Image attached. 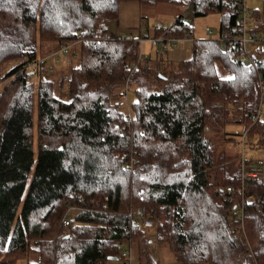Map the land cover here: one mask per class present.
<instances>
[{
	"label": "trees",
	"instance_id": "16d2710c",
	"mask_svg": "<svg viewBox=\"0 0 264 264\" xmlns=\"http://www.w3.org/2000/svg\"><path fill=\"white\" fill-rule=\"evenodd\" d=\"M123 1L131 0H0V78L7 81L0 91V264H114L109 257L130 242L137 264H160L150 233L130 223L129 212L150 218L154 242L166 243L181 264H264V170L240 188L238 152L219 147L228 125L247 126L264 147V119L251 117L264 52L257 69L247 68L237 43L192 39L190 56L167 73L144 57L131 73L136 97L128 119L112 97L123 95L139 41L108 30ZM238 6L195 0L192 16L218 13V31L234 33ZM252 13L264 28V0ZM166 28L154 36L193 35L189 21ZM76 41V64L57 83L39 66L34 89L25 66L41 46L52 43L53 51ZM130 155L136 162L128 170ZM72 193L83 195L85 209L63 230ZM240 194L243 245L230 219Z\"/></svg>",
	"mask_w": 264,
	"mask_h": 264
},
{
	"label": "rangeland",
	"instance_id": "374dc122",
	"mask_svg": "<svg viewBox=\"0 0 264 264\" xmlns=\"http://www.w3.org/2000/svg\"><path fill=\"white\" fill-rule=\"evenodd\" d=\"M131 1H134V0H131ZM123 2H125V1H123ZM246 4H247L248 8H250L251 12H252V10H257V9L261 8V0H246ZM179 11H180L179 5L177 6L174 3L173 4L161 3V4H154V5H150V4L141 5V15L146 17L148 19V22H150V26H149L150 29H152L153 25H155L156 23H159L162 26V24L160 22H163V18L166 16H169V17L164 18V22H165V20H169L171 18L174 20L175 16L179 14ZM257 18L261 20L260 17H257ZM187 21L191 22L192 26H193V35L189 40L179 41L175 45H170L167 43V44H165V46H163L165 48H163L158 43L156 44V43L151 42L148 39H143V40H141V42H139L138 57H137L136 61H134L133 63L130 64V66L131 65L137 66V63L139 61H142L144 59V57H147L148 60H151L149 62L150 65H154V64L158 63V65H159L158 70L167 73L168 71L174 70L176 68V63L179 60L173 61L170 58H168L163 52L164 49H166L169 52L170 49H172V48H176L179 46L184 47L185 53H184V55H180V57H179L180 60H182V58L185 59V58H188L190 56L191 39L217 38L218 37V34H219V31H218L219 14L218 13L212 12V13H208L206 15H202L199 17H193L192 14L188 11ZM152 22L154 24H152ZM172 22L173 21H171V23ZM171 23H168V24L163 25V26H169V24H171ZM206 27H209L211 29L210 34L208 32H206V30H205ZM110 35H111L110 37L116 38L115 36L120 35V34L110 33ZM154 37L155 36L153 35L152 38H150V39L152 40ZM127 39H132V38H127ZM133 39H135V38H133ZM137 40L139 41V39H137ZM77 44H78L77 41L72 42V43L70 42L69 47H68V51L66 53H62L60 50L61 47L66 45V44L59 45L53 51H51L52 47H54V44H52V43H45L41 46V48L38 52V55H37V59H35V61H33L31 63H28L25 66V70L28 72V75L30 77L29 80L33 81L34 89H36V87H37L36 85H37L38 80H39V74L38 73H39L40 67H41V70H40L41 72L46 69L45 75L49 78H52L54 80V83H57V80L59 79V77L61 75H64V73H66L70 67H72L76 64V59L75 58L72 59L70 57V53L72 51L76 52ZM69 49H70V51H69ZM153 56H155V58ZM170 60L172 61L171 63L169 62ZM163 64L165 65V67H163ZM130 66H129V68H130ZM48 68L51 69V72H49V73L47 70ZM130 77H131V75H130ZM130 77L126 81H123V84L120 87V90L122 89L121 91L123 92V95H120L119 93H117V95L119 94L118 97L115 96L116 94L112 97V100H114V101L118 100L119 101L118 106H120L121 107L120 109L127 115H133L130 103H131V100L135 99V97H136L134 94V90H135L134 88L136 87V83L131 82L132 80H130ZM261 79L264 81V78H261ZM6 82H7L6 79L0 78V91H1V89H3V86L6 84ZM256 85H257V90H258V99H257V104H256L255 109H257L258 104L260 102V99H261L260 94H262L264 92V89H261L259 84H258V79H257ZM152 88H156V86H152ZM129 125H131L130 122H129ZM225 129L227 132L226 135L228 137H227V139L223 138V141L221 139V141L219 143L220 144L219 147L226 149L230 153L238 152V155H239L238 160H239L240 169H241V176H243L242 168H243V172H247V171L252 172V170H249L246 163L252 162L256 159H262L263 160V164L256 168L257 170L262 171L261 176H263L264 147H261V145L258 146V144L256 143V137L257 136L254 133L248 134L249 128L247 126L228 125ZM245 130L247 132H246V137L244 139H242V137H240V136L238 137L237 136L238 134L236 135V131L243 133ZM232 133L235 134V135H233V137H232ZM224 140H227V141H224ZM249 140L253 141L254 144H252L253 142L249 143L248 142ZM255 143H256V145H255ZM135 162H136V160H135ZM133 168H134V164H133ZM240 184H241V182H240ZM240 188H241V185H240ZM240 195H241V199H242L243 196H242V194H240ZM241 199L239 200V202L237 200V202L240 203ZM244 199H245V197H243V201H244ZM235 217L236 216H234L232 213L230 214V219H233V221L234 220L237 221V224L240 225L236 231V237H237L236 240L239 242V244L243 245L242 244L243 241L247 238L245 223H244V220L242 217H238L237 219ZM238 220H239V222H238ZM147 230H148V233H150V235H149V236H151L150 238L152 239L151 249H152L153 255H154V257H156L158 259L159 263L160 264H181L173 258L171 252L169 251V249L167 247L168 245L166 243H158L156 241L154 242V240H153L154 235H152V233L155 234L154 228L150 227V228H147ZM245 235H246V237H245ZM134 249H135V254H136L137 253V243H134L133 251H134Z\"/></svg>",
	"mask_w": 264,
	"mask_h": 264
},
{
	"label": "built area",
	"instance_id": "2783aa9c",
	"mask_svg": "<svg viewBox=\"0 0 264 264\" xmlns=\"http://www.w3.org/2000/svg\"><path fill=\"white\" fill-rule=\"evenodd\" d=\"M195 0H179V14L177 17L174 18L172 24L175 22L176 19L181 21H187L188 11L192 14V8L194 6ZM238 18H237V26L236 32L234 33H226V32H219L217 39L221 43H225L227 46H231L234 43H237L240 47L238 58L241 64L247 68L257 69V57L261 52H264V28H260V19L255 16L250 8H248L246 4V0H239L238 6ZM155 27H162L159 23L154 25ZM167 28H165L166 30ZM206 32L209 34L211 33V29L209 27L205 28ZM116 38L120 37L121 39H127L125 35H117ZM154 42L159 43L161 46H165V44L175 45L181 38H173L167 37L164 33L154 37L152 39ZM69 44H66L61 47V52L66 53L68 51ZM130 71L127 73L125 81L129 79L131 73L136 69L135 65L130 66ZM262 77L258 74V84L261 89H264V81L261 79ZM260 102L258 104L257 109L252 113V121L255 123L258 120L264 119V92L260 94ZM120 109L121 107L118 106ZM131 115H128V119H130ZM252 122V123H253ZM246 130L242 132L236 131V135L242 137L244 139L246 137ZM135 162L134 156L130 155L128 160L124 163V168L131 170L133 168V164ZM242 164V163H241ZM263 164L261 159H256L252 162H247L246 165L248 166L249 170L252 172H243V176L241 180V188H244L245 183L244 180L250 177H262V171L257 170L256 168ZM243 166V165H242ZM228 191H232V187L226 188ZM243 196V195H242ZM84 201V197L80 193H72L67 200V207L61 217L60 220V227L63 230H67L68 227L71 225V220L75 214L84 211L85 207L82 206V202ZM245 201V199H244ZM243 197L239 204L234 205L232 208L231 213L238 217H243ZM130 223L131 222H138L141 224L143 228H149L152 226V220L150 218H141L137 214L129 212L127 213ZM239 221V220H238ZM241 222V221H240ZM129 223V225H130ZM129 225H125L124 229L128 230ZM133 246L134 243L130 242V244L126 248H122L120 254L116 256L115 264H137L134 257H133Z\"/></svg>",
	"mask_w": 264,
	"mask_h": 264
},
{
	"label": "crops",
	"instance_id": "0c3cea01",
	"mask_svg": "<svg viewBox=\"0 0 264 264\" xmlns=\"http://www.w3.org/2000/svg\"><path fill=\"white\" fill-rule=\"evenodd\" d=\"M166 17H169V16H166ZM166 17H164V18H166ZM164 18H163V22H160V23L162 24V27L166 28L168 26H163V25L171 23V21H173V19L171 18L169 20H165V22H164ZM152 24H154V23L152 22ZM171 24H169V26ZM149 26H150V22H148V19L146 17L141 15V4L137 3V1L121 2L119 4L117 19L110 20L108 22V29H109L110 33L125 35L127 38L139 39V42H141V40H143V39H148L151 42L156 43L150 39L154 35V30L156 27L153 25V28L150 29ZM189 39L190 38H183L179 41L189 40ZM163 48H165V47H163ZM70 49H69V51H70ZM163 52L171 60H173V61L177 60L178 61V60H180V58H179L180 55H184L185 49H184V47L179 46V47L170 49L169 52L166 49H164ZM153 57L155 58V56H153ZM171 60L169 61L170 63L172 62ZM163 67H165L164 64H163ZM132 251H133V249H132ZM133 257L137 263V258H136L137 253L135 254V249L133 251ZM16 264H25V262H24V260L20 259L19 261L16 262Z\"/></svg>",
	"mask_w": 264,
	"mask_h": 264
},
{
	"label": "water",
	"instance_id": "95a60500",
	"mask_svg": "<svg viewBox=\"0 0 264 264\" xmlns=\"http://www.w3.org/2000/svg\"><path fill=\"white\" fill-rule=\"evenodd\" d=\"M111 260H116V257L115 256H111L109 257Z\"/></svg>",
	"mask_w": 264,
	"mask_h": 264
}]
</instances>
